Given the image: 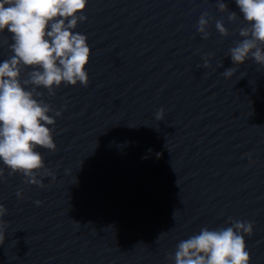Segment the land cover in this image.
<instances>
[{"label": "water", "instance_id": "1", "mask_svg": "<svg viewBox=\"0 0 264 264\" xmlns=\"http://www.w3.org/2000/svg\"><path fill=\"white\" fill-rule=\"evenodd\" d=\"M223 2L237 19L218 0H89L88 85L37 89L62 113L56 150L40 149L44 186L0 162V264H171L181 240L236 220L253 223L246 246L264 264V67L233 64L248 25ZM9 43L0 34V61Z\"/></svg>", "mask_w": 264, "mask_h": 264}, {"label": "clouds", "instance_id": "2", "mask_svg": "<svg viewBox=\"0 0 264 264\" xmlns=\"http://www.w3.org/2000/svg\"><path fill=\"white\" fill-rule=\"evenodd\" d=\"M88 2L0 0V34L11 37V55L0 61V162L11 174L18 173L26 183L41 188L44 185L37 174L45 163L40 149L56 150L52 129L55 117L62 113L38 99L41 93L37 89L54 95V89L62 85H88L92 51L87 36L76 31L79 23L87 21ZM235 4L248 26L240 29L242 39L230 48L229 56L235 66L251 58L264 67V0H235ZM217 7L228 13L229 20L237 19V13L229 11L223 0H218ZM208 27V13H204L198 20V32L205 39ZM216 28L223 36L229 35L222 22L216 21ZM204 64L210 67L207 60ZM234 72L232 67L222 74L228 79ZM155 115L162 120L164 110ZM17 195L22 197V192ZM5 213L0 204V217ZM253 234L254 225L249 221L236 220L220 229L201 227L178 243L171 264H251L245 236ZM5 239L0 223V242Z\"/></svg>", "mask_w": 264, "mask_h": 264}]
</instances>
